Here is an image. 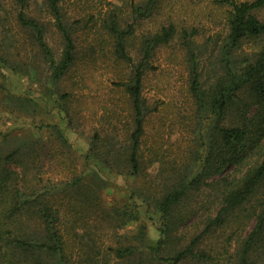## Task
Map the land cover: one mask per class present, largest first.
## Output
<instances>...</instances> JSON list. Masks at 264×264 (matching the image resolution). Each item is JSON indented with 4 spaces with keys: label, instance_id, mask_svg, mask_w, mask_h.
Returning a JSON list of instances; mask_svg holds the SVG:
<instances>
[{
    "label": "trees",
    "instance_id": "1",
    "mask_svg": "<svg viewBox=\"0 0 264 264\" xmlns=\"http://www.w3.org/2000/svg\"><path fill=\"white\" fill-rule=\"evenodd\" d=\"M29 1L12 0V3L18 9L14 17L16 27L29 36L34 60L38 64L32 66L31 74L35 76L43 65L47 79L57 85L75 68L79 58L71 26L61 12L60 5L64 0H43L53 20L52 25L62 40L59 60L46 42V24L25 13ZM161 1L146 0L133 5L132 12L138 18H149ZM225 1L231 11L227 20L228 33L221 45L227 50L218 60L213 82L208 84L210 91L204 88L198 71L199 47L186 40L189 35L183 34L182 46L190 76L189 99L196 108L199 126L203 127L206 122L209 126L204 134L203 152L196 156L192 168L169 175L168 134L161 138L159 146H147L143 142L149 108L142 89L151 59L158 48L169 43L173 29L163 27L156 34L143 36L134 52L137 64L133 65L134 59L128 51L132 47L129 41L134 34L133 27L121 29L117 19H110L104 26L111 39L113 60L133 65L128 81L118 85L120 97L127 107V120L120 124V128L112 122L107 124V129L101 125L94 128L83 160L90 169L91 179L101 184L103 174L143 181L145 186L134 189L129 199L141 200L158 215L161 238L156 245H147L141 231L132 238L140 241L138 245L124 244L119 241L121 237L124 239L123 236L118 235V245L108 247L107 251L101 244L97 245V240L101 242L104 236L100 235L103 223H109L111 227L109 220L116 219L120 222L116 229H120L137 222L136 206L126 203L110 210L108 217L100 207V186L85 184L83 175L60 178L56 182L43 179L44 143L29 138L15 142L5 152L0 150V264H137V261L143 264L140 257L160 259L164 256L163 262L170 264L187 261L215 264L211 246L201 247L206 240L204 236L233 223L234 218L229 214L241 208L245 210L244 220L253 225L241 243L237 264H264V142L260 141L264 124V46L253 63L246 56L232 53L240 49L244 40H258L264 36V21L256 16L264 7V0ZM90 50L92 56L97 52L94 47ZM3 62L7 64L6 60ZM10 66L16 71L14 65ZM250 92L262 102L260 110L246 118L248 105L242 109L239 104L244 103L243 96ZM62 97L67 101L71 95L65 93ZM57 105L64 109L61 103ZM251 124L253 128H250ZM50 129L57 133L61 148H65L66 142L57 128ZM145 147L147 156L143 154ZM60 155L53 152L50 156L64 165ZM183 160L184 155L179 161L183 163ZM154 165H160V169L151 180L148 170ZM231 165L235 166L232 176L207 182L211 176ZM168 176L175 180L170 188ZM200 186L212 190L214 199L209 204L220 206L218 216H224L223 219L207 217L204 230L182 244L180 240L172 239L171 232L174 226L184 223L181 212L196 213L201 209L202 206L192 202L190 207L179 210L188 201L187 192H199ZM213 226L215 228L211 230ZM105 235H109L108 232Z\"/></svg>",
    "mask_w": 264,
    "mask_h": 264
},
{
    "label": "rangeland",
    "instance_id": "2",
    "mask_svg": "<svg viewBox=\"0 0 264 264\" xmlns=\"http://www.w3.org/2000/svg\"><path fill=\"white\" fill-rule=\"evenodd\" d=\"M144 1L146 0H64L60 5L61 12L65 22L71 26L79 58L70 74L54 85L47 79L43 65L39 73L35 76L31 74L32 66L37 63L29 36L16 27L14 17L18 9L12 0H0V150L7 151L17 141L39 139L45 147L41 160L43 179L50 178L56 182L60 178L83 175L85 184L100 186V207L107 212L108 217L109 211H114V208H121L126 203L135 205L137 222L124 225L120 229H116V225L120 224L116 219L109 220L112 222L111 227L109 223H103L102 233L100 234V231L98 234L104 236L101 242L97 240V245L101 244L105 251L108 247L118 245L117 235L123 236L124 239L121 237L119 241L124 244L138 245L140 241L132 238L141 231L143 241L149 246H155L161 238L158 215L154 213L153 208H147L137 198L129 199L134 189L145 186L143 181L115 174H103L101 184L91 179L90 169L85 166L83 160L94 128L101 125L107 129L110 122L119 127L127 120V107L120 97L121 89L118 85L128 81L132 66L137 64L134 52L139 42L143 36L156 34L163 27L173 29L169 43L158 48L151 59L142 89L149 108L144 123L143 142H146L147 146H159L161 138L168 134V175L174 171L192 168L196 156L203 152L204 134L209 126V122L203 127L199 126L196 108L189 99L190 76L186 52L182 46L183 34L185 32L189 35L186 40L195 42L199 47L198 71L206 90H211L208 84L213 82L218 60L225 56L227 50L222 48L221 42L228 33L227 20L231 11L228 1L162 0L149 18H138L133 14L132 6ZM233 1L240 3L253 0ZM25 13L46 24V42L53 50L55 58L59 60L62 40L52 25L53 20L47 13L43 0H30ZM256 16L264 21V7ZM110 19H117L121 29L133 27L134 34L129 41L132 47L128 49L134 59L133 65L115 61L111 57V39L104 29ZM263 46L264 36L258 40H244L240 49L232 53L246 56L253 63ZM91 47L97 51L94 56ZM10 65H14L16 71H12ZM65 93L71 95L67 101L63 100L64 97L61 98ZM243 101L239 106L243 109V106L248 105L245 110L246 118L252 117L260 110L262 101L256 99L254 93H246ZM58 103H61L64 109L58 108ZM228 122L225 121L226 124ZM50 128H57L60 132L66 142L65 148H61L62 143L57 133ZM250 128H253L252 124ZM260 141L264 142V124ZM146 149L147 147L143 148L144 156H147ZM53 152L62 154L60 158L64 159V165L52 159L50 155ZM182 155L183 163L179 161ZM234 167L229 166L221 173L211 176L207 182L217 181L222 176L228 177ZM159 169L160 165H154L148 170L151 180L156 177ZM174 184L173 176H168V188ZM200 191H188V201L179 208H188L192 202L202 206L196 213L187 210L181 212L184 223L173 227L172 239L180 240L182 244L204 230L207 217L223 219L224 214L218 216L221 207L209 204L214 199L212 190L200 186ZM229 215L234 218L233 223H229V226L225 224L216 228L210 235H205L206 240L201 246H211L215 264H237L241 243L253 225L251 221L244 220L243 208L235 209ZM213 228L215 227L211 230ZM107 232L109 235H105ZM140 258L144 260L143 264H170L163 262L165 256L159 257L161 260ZM137 264H140V261H137ZM180 264L203 263L187 261Z\"/></svg>",
    "mask_w": 264,
    "mask_h": 264
}]
</instances>
